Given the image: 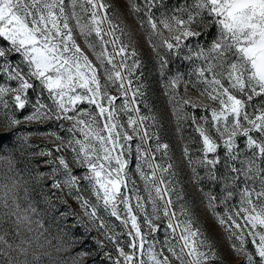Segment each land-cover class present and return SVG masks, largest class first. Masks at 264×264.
Here are the masks:
<instances>
[{"label":"snow or ice","instance_id":"snow-or-ice-1","mask_svg":"<svg viewBox=\"0 0 264 264\" xmlns=\"http://www.w3.org/2000/svg\"><path fill=\"white\" fill-rule=\"evenodd\" d=\"M126 7L147 31L162 75L171 56L189 62V71L164 85L177 128L190 122L196 134L199 155L188 144L182 155L236 264H264V0H184L168 11H160L164 0H126ZM120 17L111 0H0V149L13 136L31 147L27 134L18 135L22 124L56 125L48 135L59 143L36 154L50 167V190L42 192L48 208L55 209V195L80 209L68 206L59 222L52 217L81 248L63 264H87L92 231L103 264H225L185 200ZM7 215L0 245L11 248L9 231L19 235V226L41 212L29 199ZM77 227L84 231L73 239ZM3 247L0 257L14 261Z\"/></svg>","mask_w":264,"mask_h":264},{"label":"rangeland","instance_id":"rangeland-1","mask_svg":"<svg viewBox=\"0 0 264 264\" xmlns=\"http://www.w3.org/2000/svg\"><path fill=\"white\" fill-rule=\"evenodd\" d=\"M113 4L117 6V10L121 13L120 23L125 27L126 32L131 34V44L138 53V56L143 64V74L145 77V83L148 85L150 91L147 93L149 97V104L153 105L158 114L161 115V128L160 136L162 140L170 145V151L172 159L178 165L179 177L181 186L183 187V193L188 206L192 212L198 218L200 226L206 231V233L216 242L219 246V251L222 254L225 264H236V258L234 257L232 250L230 249V241L226 238V234L223 229L220 228L213 212L207 207V201L202 199L201 187L197 185L196 181L191 178V170L187 165L185 158L182 155L183 147L188 144L193 149V156H198L199 153L195 152L197 145L192 142V137L196 134L192 131L191 124H182L183 131L177 128V121L172 112V105L169 103V96L164 85L168 76L174 75L176 72L185 73L190 70V64L183 59V56H171L170 63L168 65L169 72L167 76L162 75L159 71V59L153 46L148 41V33L139 24L138 18L131 13L126 7V0H111ZM184 0H164L167 8H161L160 11H168L178 4L183 3ZM157 15L160 14L158 11ZM214 32L215 29H212ZM167 34V33H165ZM127 39V37H125ZM203 40V37L200 38ZM83 47V42L80 41ZM91 57V53H87ZM179 91L183 94V85H181ZM188 96L197 98L198 93L189 88ZM200 99H203L202 97ZM207 103V101H205ZM191 111V109H189ZM30 113V109L18 112V118L23 120V117ZM203 114L199 109L196 110V115ZM56 127L52 122L40 124H22L19 126L20 132L18 135L27 134L29 136V147L17 136L11 137V141L6 138L3 143V148L0 149V218L8 220V213L15 208L18 203L22 208L27 207L29 199L38 202L41 215L33 216L34 221L42 220L45 223V227L48 229L44 231L43 237L51 238L56 236H64L58 232L55 226L56 222H59L60 213L71 207L72 210L80 211L77 203L67 198L68 204H61L59 200L52 196V201L55 204V209H49L48 205L44 202L42 192L50 190V177L47 175L50 172V167L44 164V157L36 154L40 148H49L54 150V145L59 143L55 141L53 137L48 135ZM3 130V129H0ZM63 135V133H61ZM135 161L133 160V168ZM81 170L76 169L79 173ZM201 174H203L202 170ZM19 185V186H18ZM211 185L205 183L203 189L206 191ZM214 190L218 193L220 186L216 185ZM7 204V206H5ZM217 212H223L222 207H217ZM56 217V222L52 220V217ZM14 219V217H13ZM67 223H74V218L70 217ZM6 229L10 228L9 224H5ZM84 229L83 227H77L73 235V239L81 236ZM31 234H25L26 238ZM157 238L161 241L164 239L163 230L159 231ZM97 236L95 231L89 234L88 246L93 250V255L86 258L87 264H103V256L99 253V250L95 248L94 242L91 237ZM20 234L16 235L15 230H10L7 237L9 243L15 246L20 241ZM103 239V237H101ZM55 243V241H53ZM0 247H3L0 245ZM110 247V246H109ZM6 247H3L5 249ZM80 245L76 244L72 246V251L66 253L64 259L68 256L80 251ZM9 255L14 258V261L10 262L7 257H0V264H52V259L43 255H33L31 253L27 255H18L13 251H8Z\"/></svg>","mask_w":264,"mask_h":264},{"label":"clouds","instance_id":"clouds-1","mask_svg":"<svg viewBox=\"0 0 264 264\" xmlns=\"http://www.w3.org/2000/svg\"><path fill=\"white\" fill-rule=\"evenodd\" d=\"M19 233L21 237L19 243L11 248L6 247L3 249L5 253L13 251L18 255H27L29 253L43 255L50 257L52 264H63L65 254L72 251V240L69 237L45 238L40 232L38 223L34 220L31 223H22L19 226ZM28 233L31 235L26 238L25 234Z\"/></svg>","mask_w":264,"mask_h":264}]
</instances>
